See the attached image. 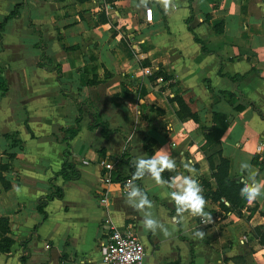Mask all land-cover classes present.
Returning a JSON list of instances; mask_svg holds the SVG:
<instances>
[{
    "label": "crops",
    "instance_id": "0c3cea01",
    "mask_svg": "<svg viewBox=\"0 0 264 264\" xmlns=\"http://www.w3.org/2000/svg\"><path fill=\"white\" fill-rule=\"evenodd\" d=\"M15 3H22L17 16L0 30V217L12 239L0 250V264H17L22 254L21 264H101L103 218L132 224L144 264H235L236 256L264 264L252 231L264 226V197L241 198L239 214L221 205H227L222 198L210 199L206 191L215 183L199 148L213 113L227 115L218 137L227 176L246 178L240 164L249 161L264 182V0H171L168 6L162 0H0V20ZM39 35L44 67L36 64ZM156 69L168 78L157 81ZM175 94L197 121L177 117V104L168 99ZM77 107L78 128L67 149L77 176L63 179V129L74 125ZM93 111L108 131L89 126ZM125 144L130 163L162 148L176 161L175 170L162 174L166 184L150 175L138 179L151 209L134 208L116 181L106 186L105 205L98 201L100 162L113 159L127 173L119 161ZM188 162L194 173L185 169ZM185 175L204 189L213 223L187 212L177 216L171 194L175 178ZM53 185L60 197L50 195ZM145 211L170 234L145 229Z\"/></svg>",
    "mask_w": 264,
    "mask_h": 264
},
{
    "label": "trees",
    "instance_id": "16d2710c",
    "mask_svg": "<svg viewBox=\"0 0 264 264\" xmlns=\"http://www.w3.org/2000/svg\"><path fill=\"white\" fill-rule=\"evenodd\" d=\"M22 3H15L13 7L8 11L7 14H5L1 20H0V30L3 28V25L5 22L11 18L15 17L18 14V8L21 6ZM188 21V19H186ZM194 40H197L196 37H193ZM40 50L41 55L39 56L38 60L36 61V64L38 66L44 67L46 63V59L42 53L44 44L40 40L39 35V41L35 44ZM200 49L202 51H206L205 47L201 44ZM56 71V80L60 82V72L59 68L55 66ZM160 75L162 79H167L168 75L162 70V69H156L153 71V76ZM231 80H235L234 76H229ZM61 94L70 97L63 89H60ZM71 98V97H70ZM169 100L175 101L177 104V110L175 111L177 117H183L188 116L192 120L197 121V115L191 111H189L188 107L186 106L183 99L180 97V95L175 94L168 98ZM251 104L253 108L255 106L253 103L248 102ZM78 105V103H77ZM236 109L240 108V106H236ZM80 116V109L77 107V117L74 119V125L65 127L63 130L65 132L64 136L62 137V141L65 144L64 150H63V160L61 162V167L59 170V174L62 176L63 179H71L75 178L77 176V171L74 168V165L67 160L68 155V139L76 132L78 128V120ZM92 121L89 124V126H97L99 125L101 127V132L104 133V131H108L106 129V123L102 120L98 119L96 114L93 111L92 115ZM227 115L215 112L213 113V123L210 127L204 128V132L202 133L203 136V142L200 145V150L207 162V166L210 170V176L213 178L215 187L214 189H208L206 191L207 196L212 200H220L221 198L227 202V205H224L222 201H219L221 205H223L226 209L234 210L239 214V205L241 201V195H240V188L243 186L241 181L235 180L233 178H229L227 176V160L221 155L220 147H219V140L218 137L220 136L221 132L227 125ZM110 131L114 129H109ZM127 145L124 147V149L121 151L119 156V161L124 162L128 166V173L122 174L119 173V171L116 169V166L114 169H112V180L113 181H119L126 177L127 175H133L134 167L132 163H130V156L126 152ZM134 184L139 186L141 189V185L138 182V179H135L133 181ZM7 185V184H6ZM143 190V189H142ZM61 188L58 186L53 185V193L50 195H54L56 197L61 196ZM43 204V201H39V204L37 205V208L39 211L42 212L41 206ZM8 230V221L6 217H0V250H6L9 244L12 242V239L3 233ZM252 231L254 232L255 237L257 238L258 243L263 247L264 249V226L263 224H258L252 227ZM25 241H22L21 243H24ZM190 256H192V253H190ZM26 258V255L22 254L19 257V262L17 264H21ZM240 257L236 256L233 260L235 264H244L239 259Z\"/></svg>",
    "mask_w": 264,
    "mask_h": 264
},
{
    "label": "clouds",
    "instance_id": "9594fccd",
    "mask_svg": "<svg viewBox=\"0 0 264 264\" xmlns=\"http://www.w3.org/2000/svg\"><path fill=\"white\" fill-rule=\"evenodd\" d=\"M148 0H141V4H147ZM165 6H168L171 0H162ZM135 171L133 172V179H140L145 175H150L157 184H166L167 181L163 179L162 174L165 171H173L176 168L175 159L166 151V149H159L152 157H140L131 162ZM185 169L194 173L195 169L191 167V162L185 163ZM242 170L247 171L246 178L241 177L242 187L240 188V195L249 203L256 201L260 197H264V182L257 180L258 171L254 169L249 161H243L240 164ZM175 188L172 192V200L176 205L177 216H182L184 213H189L191 216L202 217L203 224L213 223V216L211 212H206L205 207L208 203L204 196V189L195 178L194 175H185L175 178ZM128 201L137 210L151 209L153 207L152 201L147 194L136 184L128 185ZM173 219H176L174 217ZM143 226L145 229L156 232L161 230L164 235H169L168 229L156 219L150 211H145L143 217ZM195 235L199 238H204L205 232L197 228Z\"/></svg>",
    "mask_w": 264,
    "mask_h": 264
},
{
    "label": "built area",
    "instance_id": "2783aa9c",
    "mask_svg": "<svg viewBox=\"0 0 264 264\" xmlns=\"http://www.w3.org/2000/svg\"><path fill=\"white\" fill-rule=\"evenodd\" d=\"M142 71L146 74H151L149 67H144ZM155 79L157 81L162 80L160 76ZM261 143H258L259 146L262 145ZM116 163L113 159H104L100 162L101 169L98 175V183L101 186L98 196L100 204L105 205L107 201L106 186L113 181L111 171L115 168ZM133 181V175H127L116 182L119 184L121 191L127 193L129 190L128 185L133 183ZM100 226L104 228V237L99 246L101 264H144L143 243L130 222L124 223L122 226H116L108 218H103Z\"/></svg>",
    "mask_w": 264,
    "mask_h": 264
}]
</instances>
